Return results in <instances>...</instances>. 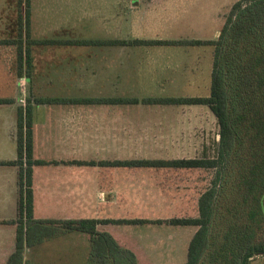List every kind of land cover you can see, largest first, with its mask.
<instances>
[{
    "label": "crops",
    "instance_id": "crops-1",
    "mask_svg": "<svg viewBox=\"0 0 264 264\" xmlns=\"http://www.w3.org/2000/svg\"><path fill=\"white\" fill-rule=\"evenodd\" d=\"M175 1L178 0H30V34L32 38L36 39L58 37L80 39L201 38L180 36L184 34V30L177 29L180 26L177 23L173 24L172 28L160 27L152 32L145 30L147 24L145 23V14L144 11L140 10H146L149 15L158 14V12L162 13L164 11L158 10H161L163 6H168L167 3ZM235 1L229 0L227 5H220L218 8L217 17L220 23L212 37H215L220 31L224 22V14ZM24 10V2H21V0H0V39L14 38L20 33V29L22 32L25 31L24 20L22 24L20 21L21 15L24 18ZM166 13L167 11L164 12V14ZM116 16L120 17V19L114 23L113 17ZM119 34L130 35V37H119L117 36ZM212 37H202L201 39ZM117 46H130V48L132 47L140 52L139 57H130V81L138 82L141 86L146 85L145 82L148 83L150 81L165 83L169 82L171 77L179 72L181 74L178 77L185 83V86H182V89L185 88V94H153L143 89L141 91L142 95L138 96L112 93L113 89L110 87L104 88L102 91L105 92L103 93H92L93 89H98L99 87L101 89L102 84L107 86H112L113 83L116 84L112 78L114 70H110L109 67L119 64V59L112 57L117 52ZM184 46L202 47L205 51H208L210 64L207 85L209 88L212 69V49L209 46L187 44H35L32 46L33 71L31 78H29L26 73L19 74L16 68V45L0 43V51L5 49L12 52L10 58H3L5 61L0 59V65L4 68L7 66V70H4L6 81L0 80V98L9 97L15 99L11 103L0 102V264H7V260L14 251L16 243L17 223L14 222V219L18 216L20 186L19 166L12 161L17 157L15 112L17 113L18 106L25 103L27 96V93L18 94L17 92V86L21 80L31 84L29 87H31L32 91L42 96H129L137 98L200 96V94L188 93L189 86H192V88L199 86L197 84L202 79L199 73L194 70L185 72L182 69H169V66L174 64L175 59L181 60L183 58L182 52L178 50V47ZM54 47L66 50L78 48L84 52L82 53L84 57L79 56L77 59L72 57H52L50 60H43L41 69H38L37 51H51ZM151 52H154L157 57L150 56L152 55ZM147 54L149 55L148 57H146ZM170 55L172 56L170 57ZM108 58L111 61H116V63L104 62ZM142 62H147L149 67L139 69V66L142 67ZM7 77L9 78L7 79ZM9 79L15 85V89L12 92H8L6 89L7 84L5 83ZM2 82L5 83L3 84ZM36 82L47 83L44 86L46 89L37 88ZM59 84L60 86H58ZM57 87H60L58 91H50ZM145 91L147 93H144ZM90 105L113 106L127 104H38L34 106V155L38 159L48 161L47 163L36 164L33 167L35 217L57 219L84 217L130 218L118 216L117 214L116 216L112 215V212L118 211V209H130V207L135 206L130 205V187L134 188L133 193L137 195L136 201L140 202L139 205L144 209L143 211H148L147 215L145 213L142 216L133 217H168L156 213L161 209H174V204L177 203L175 201L176 197L167 196L168 193H174L167 190V188H172V190L174 188L171 181H168L167 184L165 180L169 178L166 175L167 169L121 167L108 164V162L119 159L175 157H118V125H80L78 121L76 122L79 125H64L62 114H65V112L69 114L70 111H74V107ZM10 110L15 120V125H3L2 123L9 119L7 115ZM4 115L7 117H4ZM183 157L191 158L196 156H182L180 158ZM120 170H125V174L122 175L121 179ZM163 172L166 173L164 174ZM149 194L152 196L153 194L158 195H154L152 198L157 202V205L144 204V202L146 203L145 195ZM159 198L161 200L163 198L164 201L162 200L163 202L160 203ZM150 211H154L156 214L151 217ZM110 225L113 224H101L99 228L111 232L122 245L134 250L141 264H146L145 255L147 254L141 252L140 247L132 242L130 236L129 238L117 236L109 229ZM130 225H133L138 230L137 228H142L144 225H157L162 228V226L167 224ZM173 226L181 229L190 227L189 225ZM155 228L152 230L154 236L166 238L165 235L159 234L157 227ZM165 230L166 228L162 229V231ZM195 230L196 227L194 226V232ZM151 254H157V258H162V248H159V252Z\"/></svg>",
    "mask_w": 264,
    "mask_h": 264
},
{
    "label": "trees",
    "instance_id": "trees-1",
    "mask_svg": "<svg viewBox=\"0 0 264 264\" xmlns=\"http://www.w3.org/2000/svg\"><path fill=\"white\" fill-rule=\"evenodd\" d=\"M24 2L25 31L0 43L16 45L19 74L31 78L32 46L38 45H196L212 49L209 93L200 96L137 98L62 97L35 94L31 87L25 103L17 107V157L20 197L15 249L7 264H80L81 253L73 239L85 235L87 257L83 264H141L134 250L99 228L101 224H167L195 226L184 264H251L264 256V0H236L224 14L217 36L207 39H80L32 38L30 0ZM14 98H0L11 103ZM167 104L205 105L215 115L219 140L215 156L191 158L119 159L121 167L167 170H212V178L199 192L196 214L166 218H36L33 167L48 161L34 155V106L38 104ZM262 238V239H261ZM66 253L69 259L66 260ZM79 254V258L77 256ZM80 261V262H79ZM73 264V263H72Z\"/></svg>",
    "mask_w": 264,
    "mask_h": 264
},
{
    "label": "rangeland",
    "instance_id": "rangeland-1",
    "mask_svg": "<svg viewBox=\"0 0 264 264\" xmlns=\"http://www.w3.org/2000/svg\"><path fill=\"white\" fill-rule=\"evenodd\" d=\"M229 0H178L175 2L167 3L168 6H163L161 10L167 11L158 14L149 15L146 10L142 9L145 14V30L152 32L158 30L160 27L172 28L173 24L180 25L177 29L184 30V34L180 36L188 37H212L214 36L216 28L218 27L220 20L217 17V10L220 5H227ZM122 18V17H121ZM120 17H113V22H117ZM219 33V32H218ZM218 34H216L217 36ZM114 36V35H113ZM119 37H130V35L119 34ZM0 51V59L10 58L12 52L10 50ZM178 50L182 52L183 58L181 60L175 59L174 64L169 66V69L175 70H194L202 76L198 87L189 86V94L205 95L208 93L209 88L207 85V78L209 73V56L208 51H205L202 47H178ZM82 50L78 48H72L70 50L54 47L51 51H37V65L38 69H41L43 60L52 59V57H72L79 58L84 57ZM117 53V54H116ZM113 54V58L119 59V64L110 66V70H114L112 78L115 83L112 86L106 84L101 85V89H93L92 93H103L102 91L106 87H110L113 90L112 93L128 94V95H142V90L146 89L148 93L153 94H185V83L178 77L181 73H177L172 76L169 82H148L143 85H139L138 82L130 81V57H139L138 51L130 46H117V52ZM152 57H157L154 52H151ZM150 53V54H151ZM210 54V51H209ZM109 56V55H108ZM111 56V55H110ZM149 55L147 54L146 57ZM172 55H170L171 57ZM174 57V56H173ZM5 61V59H3ZM1 62V61H0ZM108 63H116V61L110 58L104 60ZM149 67L147 62H142L141 68ZM9 68V67H8ZM108 69L107 67H104ZM7 70L0 65V80L6 81V75L4 70ZM9 72V70H8ZM186 78V76L184 75ZM183 77V78H184ZM9 77H7L8 79ZM18 80L19 78L16 77ZM104 78V77H102ZM110 78V79H112ZM184 78V79H185ZM181 80V81H178ZM141 83V81H139ZM3 84L5 82H2ZM8 92H12L15 89V85L10 79L5 83ZM36 87L39 89H46L44 86L47 83L36 82ZM31 84L21 80L17 86L18 94L28 93V87ZM53 85V83H51ZM60 86V84L58 85ZM162 86V87H161ZM60 87L50 90L56 92ZM108 91V90H107ZM110 92V91H108ZM146 91L144 93H147ZM141 94V95H140ZM74 111H70L69 114L65 112L62 114L64 125H118L119 128V140H118V157H133V156H166V157H182V156H215L217 143L219 140V126L217 120L212 111L204 105H167V104H127V105H113V106H80L74 107ZM17 113L15 112V117ZM6 115H4L5 117ZM9 119L3 122V125H15V120L12 116L11 110L8 111ZM6 116V117H7ZM134 171V170H132ZM151 171V170H150ZM166 171V170H161ZM147 172V171H146ZM167 172V173H166ZM163 172L169 177L166 180L171 181L174 186L167 188L168 192H174L167 194L168 197L174 196L177 203L174 204V209H161L157 211L158 214L164 216H173L196 214V201L200 191H202L210 179L212 178V170H168ZM162 173V174H163ZM125 174V170H120V179ZM134 188L130 187V205L133 207L121 208L118 211H113L112 215L133 217L142 216L148 211L139 205V201H136ZM152 195H145L144 204L157 205ZM121 196V195H120ZM158 196V195H157ZM160 196V195H159ZM162 196V195H161ZM152 200V201H150ZM164 201V199L162 198ZM159 198V202L163 201ZM169 204L168 202H166ZM155 204V205H154ZM263 208H261V218L264 216V199L262 201ZM137 205V206H136ZM173 205V204H172ZM154 211H150V216L156 214ZM164 218V217H163ZM141 227V226H138ZM153 227V228H151ZM159 230V234L165 235L166 238L154 236L153 229ZM166 228L165 231H162ZM109 229L117 236L129 238L133 243L137 244L141 252L145 255L146 264H184L187 258V249L190 238L194 233V226L188 228H178L173 225H166L158 227L144 225L142 228H134L130 224H113L109 226ZM144 229V230H141ZM120 232V233H119ZM137 234V236H136ZM143 234V235H142ZM264 238V232L262 236ZM73 240L77 243L75 246L79 248L81 253L80 264H83V259L87 257L88 240L85 235H74ZM262 239V238H261ZM165 245V247H164ZM159 248H162V258H157V254H151L159 252ZM166 256H165V255ZM66 260L70 261L69 253H66ZM79 258V254L77 253ZM168 256V257H167ZM79 261V262H80ZM74 259L72 263L74 264ZM71 263V264H72ZM46 264V262H45ZM65 264V263H64ZM67 264H70L67 262ZM251 264H264V256L258 255L251 260Z\"/></svg>",
    "mask_w": 264,
    "mask_h": 264
}]
</instances>
